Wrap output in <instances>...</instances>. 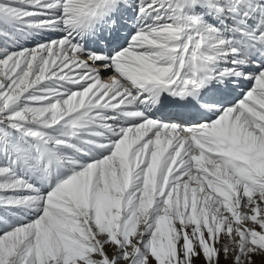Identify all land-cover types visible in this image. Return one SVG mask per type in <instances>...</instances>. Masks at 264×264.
Masks as SVG:
<instances>
[{
	"label": "snow or ice",
	"instance_id": "6c2138e0",
	"mask_svg": "<svg viewBox=\"0 0 264 264\" xmlns=\"http://www.w3.org/2000/svg\"><path fill=\"white\" fill-rule=\"evenodd\" d=\"M0 264H264V0H0Z\"/></svg>",
	"mask_w": 264,
	"mask_h": 264
}]
</instances>
